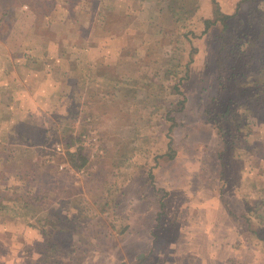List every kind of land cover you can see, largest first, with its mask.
Masks as SVG:
<instances>
[{
  "label": "rangeland",
  "instance_id": "rangeland-1",
  "mask_svg": "<svg viewBox=\"0 0 264 264\" xmlns=\"http://www.w3.org/2000/svg\"><path fill=\"white\" fill-rule=\"evenodd\" d=\"M260 12L264 0H0V34L39 40L52 85L44 125L0 131V264H264V40L246 32ZM219 13L242 20L228 53L221 23L205 29ZM87 37L108 56L92 75L69 57Z\"/></svg>",
  "mask_w": 264,
  "mask_h": 264
},
{
  "label": "crops",
  "instance_id": "crops-1",
  "mask_svg": "<svg viewBox=\"0 0 264 264\" xmlns=\"http://www.w3.org/2000/svg\"><path fill=\"white\" fill-rule=\"evenodd\" d=\"M16 28H14V30H16ZM11 35L12 36L7 35V37L4 38V34H0V47H2L0 48V51H2L0 53V131L4 125H17L18 120L21 121L19 125L23 124L22 122L27 124L26 122L30 120L33 124L44 125L45 122L43 123L41 116H47L46 110L49 109L46 106L47 97H44V95H51L52 93V85L45 83V79H48L51 73H48V70L43 67V65H45L47 53H44L45 48L42 43L38 40L35 45V38L29 43H26V41L23 42L21 38L17 39L14 33ZM111 42L115 44L116 41L111 40ZM70 45L73 47L71 46L72 55L69 57L71 62L74 63V69H77L76 72H80L79 68L84 66L86 68L85 73H87V75H92V73L99 71V67L103 63L108 62L107 53H104L101 43L98 44L97 42V44L91 45V43H89V37H87V39L75 41V44L71 43ZM25 46H28L26 52L29 53L22 52V54H19L17 50L21 48L24 51V48H26ZM34 49L38 51L36 58L34 57ZM49 56L53 62L62 65L61 60L63 57L61 54L52 53V55ZM24 67L26 68L25 70L23 69ZM76 72L75 74L70 72L71 78L78 77ZM18 115H20V117L17 119L16 116ZM13 117L15 119H13ZM32 118L36 119V123L32 121ZM7 225L10 224L7 223ZM206 226L208 225H204L203 228ZM199 236V238H195L189 235L188 240L190 242H187L189 246L187 248H189L190 253L198 252L204 247L203 244H205L206 239L205 233ZM202 252H205V250H202ZM99 260L100 258L98 257V261ZM190 260H193V258L187 257L184 258L183 262H185V264H190L188 263ZM201 261H203V259ZM209 261L208 263L215 264L216 258L215 260L210 259ZM201 264L204 263L202 262Z\"/></svg>",
  "mask_w": 264,
  "mask_h": 264
},
{
  "label": "trees",
  "instance_id": "trees-1",
  "mask_svg": "<svg viewBox=\"0 0 264 264\" xmlns=\"http://www.w3.org/2000/svg\"><path fill=\"white\" fill-rule=\"evenodd\" d=\"M167 7H169V3L167 4ZM217 21H219L222 25L220 34V51H225L228 53L231 47V41L234 38L232 30L240 28L242 26V20L234 14L228 15L219 13L214 20H205V29ZM247 24L249 26L248 30L246 31L247 34H250L252 37L257 38L258 40H264V12L251 14ZM169 148L172 149V140L169 141Z\"/></svg>",
  "mask_w": 264,
  "mask_h": 264
},
{
  "label": "built area",
  "instance_id": "built-area-1",
  "mask_svg": "<svg viewBox=\"0 0 264 264\" xmlns=\"http://www.w3.org/2000/svg\"><path fill=\"white\" fill-rule=\"evenodd\" d=\"M94 140H95V139H94ZM97 148H98V146L96 145V149H97ZM96 149H95V150H96ZM60 168H62V166H61Z\"/></svg>",
  "mask_w": 264,
  "mask_h": 264
}]
</instances>
